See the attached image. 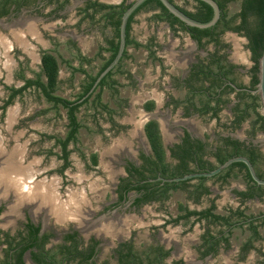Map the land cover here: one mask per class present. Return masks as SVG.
<instances>
[{
    "label": "rangeland",
    "instance_id": "1",
    "mask_svg": "<svg viewBox=\"0 0 264 264\" xmlns=\"http://www.w3.org/2000/svg\"><path fill=\"white\" fill-rule=\"evenodd\" d=\"M174 3L187 10H191L192 3L184 5L182 0H173ZM241 0H235L228 4V16H233L239 12ZM77 17L72 14L61 27L51 23L47 24L51 36L41 44H30L32 51V61L25 65L22 71L18 69H7L0 74V78L11 85H2L0 81V106L6 100L9 91L6 88H20L16 84L17 75L22 73L26 78H33L40 72L39 54L43 49L53 51L59 65V81L55 95L74 101L78 97L80 86L85 80L80 73H73L72 68H82L91 76H94L101 64L102 59L95 58L97 48L103 46L102 37L92 30V32L80 33L71 26H75ZM86 26V25H85ZM86 28H88L86 26ZM132 39L145 45L149 39L154 38L158 44L155 57L160 62L154 61L149 57V52L144 48L126 49V58L122 60L118 71L114 69V74L110 80L116 81L113 87H105L101 92V102L107 109L115 112L112 117L104 112L98 113V108L92 105V99L80 108L77 114L81 128L77 135V142L69 146L70 167L59 174L58 170L62 167L59 160L61 152L55 143V139H63L67 133L66 111L61 107H53L47 103L38 93L27 90L23 95L14 99L4 112L1 119L0 111V146L2 150H19V155L23 161L30 162L35 170L33 183L36 185H54L55 196L62 201H67L72 196L81 197L76 208H95L99 210L101 206H108L115 200L112 194L113 183L116 177L123 175L119 160L124 154L131 155L135 159L136 152L149 153L148 145L142 134V125L151 117L157 118L162 124L165 145L172 143L174 135L173 122L174 115L167 105V98L170 97V78L174 74L179 78L186 71L190 62L196 57L204 58L206 52H214L212 45L197 48L184 33L173 34L165 23H154L151 15L140 12L136 17L131 32ZM223 44L228 45V51L220 50L219 55H226L235 64L241 67L237 79L241 83L248 82L247 70L251 66L249 54L246 49V40L242 36L227 33L220 38ZM76 45L72 46L70 42ZM19 43V41H17ZM21 44V42L19 43ZM237 55V56H236ZM81 57L91 60L92 63H80ZM204 60V59H202ZM117 66V67H118ZM116 70V71H115ZM98 90L95 92L97 93ZM148 102L155 104L154 110L146 112L144 105ZM261 114V108L258 110ZM97 113L99 115H97ZM229 112L222 113V121L227 122ZM111 118V119H110ZM175 118H178L177 116ZM111 120L116 124L112 126ZM254 118L251 116L249 122ZM187 120H181L185 122ZM197 125L200 135L208 137L214 141L218 135H228V132L221 131L211 120L192 118L190 121ZM190 124V123H189ZM249 127L247 124L242 130L234 132L232 137L244 140ZM246 132V133H245ZM52 137L53 139H49ZM255 142L261 146L264 153V133L257 132ZM212 146V145H211ZM95 154L98 158L97 166L90 160L91 155ZM34 163H37L34 165ZM264 172V167L261 169ZM36 179V180H35ZM31 181V182H32ZM229 183L222 185L218 180H208L205 184L210 189V197L216 200L217 213H225L227 208H239L238 201L234 200L233 192L244 188L240 178L230 179ZM15 185H17L15 183ZM32 186V185H31ZM44 186H42L40 191ZM37 188V187H36ZM53 189V191H54ZM38 192V191H36ZM74 193V194H73ZM76 193V194H75ZM168 200L163 203H155L144 206L137 214L139 230L143 235L136 243V250L143 252L147 247L148 241L144 235L151 232V227L155 224L161 228L160 224L166 218L177 217L182 213L184 207L194 209L196 206L189 203L183 189L170 191ZM208 199V197H207ZM9 208L20 210L25 206L17 204L16 199L11 197L6 200ZM208 206V202L203 200L201 207ZM30 208H32L30 206ZM244 208L246 215L257 217L264 213V203L259 200H252L246 203ZM84 210V209H83ZM99 212V211H97ZM113 212L112 214L114 215ZM74 217H82L81 214ZM84 215V214H83ZM109 215V213H108ZM112 217L114 219V216ZM85 216V215H84ZM107 216V215H106ZM122 214H119V218ZM37 219L42 218L46 225L51 223L56 225L54 215L50 213H36ZM99 222L98 220L90 223ZM103 220H100L102 222ZM117 222V219L116 221ZM189 222H180L176 225H168L160 230L161 236L176 245V258L185 261V264H257L261 260V253H264V223H258V233L260 239L253 242L254 250H251L244 261L239 260V250L250 238L251 234L246 226L230 230L228 242L229 249H220L219 254L214 258L208 257L201 260L198 257L199 238L203 234V226L196 224L189 230ZM122 225V224H121ZM212 233L216 234L217 229L213 228ZM172 241V242H171ZM107 255H102V259ZM111 264H116L112 261Z\"/></svg>",
    "mask_w": 264,
    "mask_h": 264
},
{
    "label": "flooded vegetation",
    "instance_id": "2",
    "mask_svg": "<svg viewBox=\"0 0 264 264\" xmlns=\"http://www.w3.org/2000/svg\"><path fill=\"white\" fill-rule=\"evenodd\" d=\"M171 1L177 8L180 7V6L178 7V5H176L173 0ZM182 1L184 5H188L191 2L192 9L187 10L184 7H181V8L187 11H193L194 6H195V2L193 0H182ZM87 2H97L99 4H103L107 6H114V5H120L123 2V0H120V2L117 4H106L99 0H56V1H53V0L52 1L50 0H0V74L5 72L9 68L11 70L15 68V69H18L17 71H22L25 68V65L29 64L30 63L29 61L32 59V55H31L32 51L29 47L30 44H33L31 41L37 44L39 43L41 44L43 41H45V39L48 40L50 38L49 36H51L47 33V31H49V29L47 28L48 22L50 21L51 23H53L55 27L56 25L61 27L63 23H65L66 20L69 19L70 16H72V14H74V16L77 17L76 24L75 26H71L72 28H74L76 31L80 33H85V34H87L88 32H92V30H96V32H98V34L102 37L104 45L99 46L97 48L98 51L96 53L95 58H97L98 60L102 59L104 63V61L108 59V57L110 56V52L102 51L101 53H99V50L100 48H105V49L109 48V46L106 43V40H110L112 38L115 30L113 29L111 23L108 21L107 18L99 21L98 23L96 21L100 19V17H102L103 15L107 13L109 14L110 12L108 10H104L103 12H100L97 15L94 13L93 9H88L86 12H84L83 9L86 7ZM130 3H131V0L126 1V5ZM141 12L150 14L152 22L156 24L163 23V22H158L152 19V17L154 16V14L157 13V11L145 10ZM137 15L134 17L133 19L134 22L131 25V31H130L131 38H132L131 32L133 29V24L136 22ZM90 16H92L93 18H91ZM33 19L35 20L33 21ZM85 25L88 28H86ZM172 32L173 34H176L178 32L184 33L191 41H193L189 37V35L183 31H175V32L172 31ZM227 33H232V32L227 31L224 34H227ZM232 34L238 36V34L236 33H232ZM244 39L246 40V49L248 51L249 59L251 62V66L247 70V75H248L247 83H241L238 81L237 76L238 74H240L241 67L233 63L226 55H225L226 63L228 65H233V68L231 69L227 77L221 78L220 86H218L217 89L215 90L216 94L213 93V91L211 90V85L209 84L210 82L203 81L199 78L200 69L204 68L202 66H205L208 64V61L211 60L210 55L218 49L215 46H212L214 49V52H211V53L206 52V56L204 58L196 57L193 62H190L188 67H186L185 73L184 74L182 73V75L179 78H176L174 74L171 76L170 78L171 80L169 83L171 94H170V97L167 98L166 103L168 107L171 109V113H173L175 117L176 116L178 117V118L174 117V120H173V122L174 121L177 122V125L174 126V135L172 136V140H171L172 143L170 142L168 143V145H165L162 124L157 118L155 119L154 115L153 117L150 118V120H146L142 125V134H143L146 144L148 145L149 153L146 154L144 152L137 151L136 157L137 156L138 157L135 159L131 158L130 157L131 155L123 153L124 157H122L119 160L120 168L123 171V175L119 177L117 176L115 182L112 185L113 186L112 194L114 195L115 200H113V202H111L108 206H101L99 210L95 208H90V207L77 208L79 212L76 211L74 214L76 216H78L77 214H81L82 217L71 216L68 218H64L60 216L59 212H57L58 215H55V218H53L56 221V225H52L51 223L45 225L42 222V218L37 219L36 215L34 217V215L32 214V210H35L36 208H34L33 203H31V206L33 209L30 208L29 206V207H24L20 210H17L16 214L12 218V223H6L4 217L5 215H7L8 212L12 211V208L10 209L8 207L9 202H6V200H9L11 197H13L12 194H16L15 192H18V191L16 190L15 192L2 193V194H9V195H7L6 198L4 197L0 199V264H6V262H8L9 264H15L14 261H15V256H16L15 254L16 249L12 248L9 250V247L10 246L15 247L14 245L16 243H21L23 242L24 239H28V236L30 235V230L28 228L29 225H31L33 228H38V231L36 233L37 243H41L44 239H47V242L45 243V246H44V252H47V251L54 252V253L59 252L60 247L65 246V245L66 246L70 245V242L68 241L66 242V238L69 236H73L75 241L79 244L78 249L80 250H88L90 248L92 249L93 257L91 258L90 262H93L95 264H111L112 261L118 264L121 258L123 259L124 256H128V255L129 256L133 255L134 258H132L131 260L132 262H134V264H138V263L150 264V261H152L153 264H174L176 262L180 264H185V261L181 259L179 260L176 258V255H175L176 245H174V242L171 241L172 243L170 244V242L166 240L163 236H161L162 234L159 233L160 230H162V228L164 229L168 225H176V224H179L180 222H189L188 223L189 230L191 229L193 225H196V224H201L203 226L204 232L200 236L199 245L197 246L198 257L201 260L206 259L208 257L214 258L215 256H217V254H219L220 249H223V250L229 249L230 248L229 242H228L227 247L225 246V244H220L217 247L216 252L203 257L202 253L205 251V247H202V244H203L202 236L206 233V231L210 230L211 234L215 235L212 233L214 231L212 229L215 228L217 229L216 238H221L223 235H225V232H229L228 231L229 229L224 228L223 226H220V224H216V225L210 224L209 225L208 220L204 218H200V216L198 215H189V214L191 212L201 214L202 212H205L208 209H210L211 206L213 205L214 209L211 210V214L213 215L225 216V215H228L230 210H232V212H236L237 210L238 211L242 210L244 214L246 215L244 208L241 209L240 207H243L246 203L252 200H259V199L257 197H253L251 199L241 200L240 197L236 195L242 192L246 193L247 187H248L242 175L243 173H240L238 170L236 169L232 170L231 176L228 178L225 185L229 183L228 181L230 179L233 180L235 178H240V180L244 184L243 189L241 190L236 189L232 191L234 200L238 201L239 203V208L238 207L235 209L227 208L225 213H217L216 212L217 206L215 204L216 200L214 199L212 200L211 198H209L211 195L210 189L205 184V182L208 180H218V179L213 178V177L206 178L207 180L204 181L203 186L208 189L209 194L201 196L200 199L197 201L195 200L194 195L192 194L194 191L193 188L184 190L186 198L190 199L189 203L193 204L196 207L194 209L189 208L188 206L184 207L182 209V213L179 214L177 217L166 218L162 222V225L160 224L161 228H159V226L156 224L152 226L150 230L151 232H147L144 234L146 236V240L148 241V244L143 252L142 251L139 252L136 250V243L141 237H143V235L140 233V230H139L141 225L139 224V222H137L139 220L136 217L137 216L136 213L141 211L144 206L155 204V203H163V202L151 201L149 203H145V204L142 203L138 205L136 204V200L141 198L142 196L141 194H137L134 191L125 193L126 194L125 197L122 200H120L119 195H118L119 194L118 187L120 185L121 180L127 178L128 176L127 168L128 167L134 166L136 168H140L143 165V162L140 159L141 154L145 156L152 155L151 147L149 145V142L144 132L145 125L150 121H155L157 123L158 131L161 137V143L167 153V157H168L167 159L173 165L176 164V161L170 158L168 150L173 149L176 145H182L183 139L185 138L186 135H188V139L193 144L195 141H199L202 144H211L212 152H215L217 148L219 147L218 142H217L219 138H230L233 141L235 140L240 143H244L245 146L257 147L260 150L261 154L263 155V165L259 164L258 166H260L261 169H262V166L264 167L263 150L261 149V146L255 142L257 133L254 136L251 135V122H249V120L251 119V116L254 118L253 113H251L252 111H249V115H250L249 119L241 123V125L238 128H233L234 126L232 125L236 117L239 116V114L237 115L236 113H234L235 112L234 109L235 108L240 109L241 107L244 106L245 103L251 104L252 96H258L257 94L254 93L257 86L255 88H251V81L253 78V74L251 70L254 66V63L252 62V59H251V52L247 48L248 40L246 38ZM17 41H19V43L21 42V44H19ZM70 43L72 44L73 47L76 48V45L72 41ZM147 43H151L152 51L157 50L158 44L156 43L154 38L149 39ZM193 43L196 45L197 48H201L200 50H203V48L200 47L197 42L193 41ZM227 49H228V45H227V48L224 50H226L227 52L228 51ZM44 53H50L51 55H53V51L49 49L41 50L39 54L40 72H41V57ZM220 56L221 55L217 54V57L215 59L220 58ZM40 72L38 74H40ZM22 73L18 74L16 78V84L19 85L20 87L24 86L28 80H36L37 74L33 78H26L25 76H23ZM0 81L2 85H6V86L11 85V84H8L2 78H0ZM41 81L42 83H45L46 79L42 77ZM209 89L210 91H208ZM209 92H212V93L209 94ZM245 96L248 97V99L245 98L247 101L243 99ZM208 100H210L209 105H208L209 107L206 108V104ZM206 110H210V111H206ZM225 111L229 112L227 122L222 121V113ZM112 116L113 114H111V117ZM192 118H196L199 120L207 118V120H211L212 122H214L221 131L228 132V135H224V136L218 135L217 138L212 142L209 140L208 137L204 138L203 136L200 135L198 126L193 125L190 122ZM181 120H187V121L181 122ZM245 124H247L249 129L247 130V133L245 132L246 136L244 140H240L237 137L236 138L232 137V134L234 132L242 130ZM260 133H263V132H260ZM70 145H74V144L71 143L69 144V146ZM69 146L67 148L68 150H69ZM58 148L61 152V149L59 146ZM0 150L5 154H10V152H12V150L11 151L2 150L1 146H0ZM207 150L208 151L210 150L209 147L207 148ZM69 157H70V154H69ZM69 157L67 160L68 167L64 170H67L70 167ZM208 160L217 165L213 157H208ZM60 161L62 162V165H61L62 167L64 163L62 160ZM97 163H98V159H97ZM29 164L30 162L26 163V161H23V166H30ZM218 166L220 165H217V167ZM1 168H2V165H0V169ZM260 168L258 167V170ZM261 169H260V172H263L261 171ZM60 170H58V172L59 174L62 175L64 170L61 173H60ZM38 171H39L38 169L34 170L35 173H37ZM201 172H206V171H200L196 173H201ZM196 173H192V174H196ZM163 179L165 180L166 178H161L160 176H158L156 179L148 180V182L152 183V182L159 180L161 181L160 186H162L164 183H173V182H163L162 181ZM170 179H173V178H170ZM191 180L192 181L190 182V186L197 187L201 184L198 180H193V179ZM219 181L222 185H224L220 179ZM80 198L81 197H79V199ZM58 199H59L58 201L64 203V201H62L59 198V196H58ZM203 200H206L208 202V206L201 207V205L203 204ZM259 201L263 202L262 200H259ZM78 204L81 205L80 203H77V205ZM43 210L44 209H41V208L36 209V213H39V212L42 213ZM113 212H116V213H114L113 215L112 214ZM48 214H49V211H48ZM119 214H122L120 218H119ZM112 215L114 216V219H112V217H108ZM181 216L183 217L187 216V217L182 220H179L178 223H175V220ZM246 216H248L249 220L251 218L263 219L264 213H262L261 215L257 217H254V216L251 217V215L250 216L246 215ZM98 219H99V222L97 221L96 223H90L91 221H95ZM116 219H117V222H115ZM100 220H103V221L100 222ZM243 226H246L248 229V225L246 223H244ZM234 228H238V225L230 228V230ZM241 248L239 250V260L242 262L246 259L250 251L246 254H243L241 252ZM158 249H161L162 253L167 252V255L164 256L162 254V256H160L158 254ZM33 254L35 255L40 254V250H38L36 245H34V247L30 249H27L23 253L22 255L23 264H36ZM103 254L107 255L106 257H104V259H102ZM57 257L58 259H61L60 255H58Z\"/></svg>",
    "mask_w": 264,
    "mask_h": 264
},
{
    "label": "trees",
    "instance_id": "3",
    "mask_svg": "<svg viewBox=\"0 0 264 264\" xmlns=\"http://www.w3.org/2000/svg\"><path fill=\"white\" fill-rule=\"evenodd\" d=\"M52 1V0H50ZM56 1V0H53ZM127 0H123L120 5L107 6L99 4L97 2H87L86 7L83 9L86 12L88 9H93L94 13L97 15L104 10H108L110 13L103 15L96 22L98 23L101 20L108 19L111 23L113 29L115 30L112 38L106 40L108 49L100 48L99 53L102 51H109L110 56L104 61L100 66L98 72L91 76L82 68H72V72L80 73L84 76L85 80L80 86V93L76 100L71 101L63 97L55 95V91L58 87L59 81V65L55 56L50 53H44L41 57V72L36 75V80H28L26 84L20 88H6L9 91V94L3 104L0 106L1 119L4 117L5 109L11 105L14 99L18 96L23 95L27 90H33L35 93H38L47 103L51 104L53 107H61L66 111L67 119V133L63 139H55V143L61 149V155L58 157L63 161V166L60 170V173L68 167V157L70 151L67 149L69 144H75L77 142V135L82 127L78 121L77 114L80 112V108L92 99V105L94 108H98V113L104 112L105 114L111 117V114L115 112L107 109L106 105H103L101 102V92L108 86L113 87L116 85V81L110 80L114 74V70L110 71L98 84V86L93 90L92 87L100 75V73L113 61L115 58L118 47H119V26L121 22L122 14L128 9L130 4L126 5ZM171 3L172 1L169 0ZM195 6L193 11H187L181 7L179 9L185 13L190 18L199 21L207 22L212 17V9L207 4L193 0ZM220 10L221 16L217 24L209 29L200 30L197 28L187 27L174 16H172L158 0H147L145 1L133 14L129 17L126 25V49L128 47H133L135 49L144 48L149 52V57L154 61L160 62V60L155 57V51L151 50V43L142 45L136 42L130 36L131 25L134 22V17L141 11H157L152 19L166 23L172 31H183L189 35V37L198 43L200 47H206L207 45H212L218 49L212 53L211 60L208 61V64L202 66L204 68L200 69L199 78L203 81L210 82L211 90L216 94L215 90L220 86L221 78L227 77L229 72L233 68V65H228L224 55H221L220 58H217V54L220 50L227 48L226 44H223L220 40L221 36L229 31L236 33L239 36H242L248 40L247 48L251 52V59L254 63V66L251 70L253 78L251 81V88H255L258 85V75H259V59L264 50V0H241L239 12L233 16H228L227 6L229 3L235 0H214ZM93 18L92 16H90ZM152 41V40H151ZM127 51L125 50L120 63L124 58H126ZM223 61H222V60ZM81 64H89L92 61L86 60L84 57H81ZM222 61V62H221ZM120 66V64H119ZM119 66L116 67L118 71ZM115 70V71H116ZM44 77L46 79L45 83H42L41 79ZM98 90L97 93H95ZM210 91V89L208 90ZM212 92H209V94ZM247 95V94H246ZM248 97H244L245 99ZM251 99V98H250ZM246 100V99H245ZM247 101V100H246ZM210 100L207 101L206 108L209 106ZM154 108L153 102H148L144 105V109L147 112H151ZM261 108V102L259 96H252L251 104L245 103L240 109L235 108L234 113L236 117L233 122V128H238L241 123L249 119V111H252L254 115V120L251 122V135H255L257 132L264 133V116L259 113ZM211 110V109H210ZM206 110V111H210ZM97 113V115H99ZM111 119V118H110ZM112 121V120H111ZM112 126L116 124L112 121ZM145 136L151 147V156L140 155V159L143 162V165L140 168L134 166L127 168V178L121 180L118 187L119 199L122 200L125 197V193L134 191L137 194H141V198L136 200V204L149 203L151 201L156 202H165L168 200V193L173 190L183 189H194L193 195L195 200H199L201 196L208 195V189L203 186L206 178H197L193 180H198L201 184L197 187L190 186L192 180L183 181L180 183H164L160 186L161 181L157 180L155 182H148L150 179H156L158 176L161 178H176L182 177L187 174H192L200 171H212L217 165H221L227 160L234 158L236 156H245L249 159L253 165L257 176L260 179L264 178V172H260V165H263V155L257 147L245 146L244 143L238 141H233L230 138H219L218 148L215 152H212L211 144H202L199 141H195L194 144L188 139V135L183 139L182 145H176L173 149H169V155L172 160L176 161V164H172L168 161L167 153L161 143V137L158 131V126L155 121L148 122L144 127ZM49 139H53L49 137ZM209 147V151L207 148ZM208 151V152H207ZM208 157H213L215 163H212L208 160ZM207 158V159H206ZM91 160L94 166L97 165V156L95 154L91 155ZM258 167L260 168L258 170ZM238 170L240 173H243L244 180L246 181L248 187L246 193H238L237 196L241 200L251 199L257 197L259 200L264 202V187L258 186L251 179L246 166L243 163H233L221 174L213 177L220 179L221 182L225 185L228 178L231 176L232 170ZM262 171V170H261ZM261 173V174H260ZM214 209L212 205L210 209L201 214L191 212L189 215H198L200 218L208 220V224H220L224 228L229 229V232H225L221 238H216V235H212L210 230H207L206 233L202 236L203 244L202 247H205V251L202 253V256L205 257L211 253L216 252L217 247L220 244H225L228 246V236L230 233V228L238 225L242 227L244 223L248 225V229L251 232V238L243 245L241 252L243 254L248 253L251 250H254L253 242L260 239L258 233V223L263 224L264 218H251L248 219V216L244 212L229 211L228 215L219 216L211 214V210ZM187 216H181L175 220V223H178L179 220L186 218ZM249 221H248V220ZM30 230V235L28 239H24L21 243H16L15 247H9V250L12 248L16 249L15 264H23L22 255L23 253L36 245L40 254L33 257L36 261V264H95L90 262L93 257L92 249L80 250L78 249V243L75 241L73 236L66 238V242H70L69 246H62L59 248V252H44V246L47 242V239H44L41 243L36 241V233L38 228H33L31 225L28 226ZM158 254L162 256L167 255V252L162 253L161 249H158ZM60 255L61 259H58ZM261 260L258 264H264V253L260 254ZM125 258V259H124ZM124 258L119 261L118 264H134L132 262V256H124ZM242 260V259H241ZM6 264H9L6 262ZM140 264V263H138ZM150 264H153L150 261ZM174 264H180L178 262Z\"/></svg>",
    "mask_w": 264,
    "mask_h": 264
},
{
    "label": "water",
    "instance_id": "4",
    "mask_svg": "<svg viewBox=\"0 0 264 264\" xmlns=\"http://www.w3.org/2000/svg\"><path fill=\"white\" fill-rule=\"evenodd\" d=\"M145 1L147 0H131L130 6L128 9L122 14L121 16V22L119 26V47L117 54L113 61L100 73L98 78L96 79L92 90L93 91L100 81L110 72L113 71L120 63L121 58L126 50V25L128 22L129 17L135 12ZM163 7L176 19H178L180 22H182L185 26L187 27H192V28H197L200 30H205L214 27L217 22L220 19L221 16V10L218 6V4L214 0H197L200 2H203L207 4L209 7L212 9V17L209 21L207 22H199L196 21L189 16H187L185 13H183L179 8H177L173 3H171L169 0H158ZM257 94L260 98L261 102V112L262 115L264 116V50L262 52V55L259 59V75H258V85L257 88L254 92ZM233 163H243L247 171L253 180L258 186H264V180L260 179L256 173L255 170L251 164V162L243 156H237L234 158H231L215 168L212 171L209 172H201V173H196V174H187L182 177H177L173 179H163V182H173V183H178V182H183V181H188L191 179H196V178H212L217 175H219L221 172L226 170L231 164Z\"/></svg>",
    "mask_w": 264,
    "mask_h": 264
},
{
    "label": "crops",
    "instance_id": "5",
    "mask_svg": "<svg viewBox=\"0 0 264 264\" xmlns=\"http://www.w3.org/2000/svg\"><path fill=\"white\" fill-rule=\"evenodd\" d=\"M99 1L104 2L106 4H117V3L120 2V0H99ZM34 20L35 19H33V21ZM31 38H32V36H31ZM18 151L19 150H15V151L10 152V154H5V153H3L0 150V163H1L0 165H2L3 167L5 166L4 170H2L3 167H2V169H0V174H1L2 171H4V173H5V176H3V178H0V188H1V190H2V188L4 189L0 193V199H2L4 197L6 198L7 195H9V194H2V193L15 192V189L18 188L17 187L18 185H23L26 188H30V190L32 192H34L35 194H25V193L15 192L16 194H12V195L16 199V203L17 204H23L25 206H31V203H29V202L33 201V203H35V207H36V202L39 199L40 200H42V199L45 200L46 199V201L48 200L47 194H38L40 192L39 188H41L42 186L45 187V185H43L41 183H38V184L35 185L33 183L32 180L34 179V174H35L34 166L31 165V164H29L30 166H23V159H21V156L19 155ZM4 159L6 160V162H5ZM7 159H9V160H7ZM36 164L37 163H34V165H36ZM6 166H8V167H6ZM15 183H17V185H15ZM44 187L42 188L41 191L45 192V191L48 190L49 192H51V200L54 201L55 205L59 204L60 201H57L56 196H55L54 185L53 184H52V186L51 185H46L45 189H44ZM53 189H54V191H53ZM36 191H38V192H36ZM52 196L54 197V199H53ZM74 199H77V201H78L77 203H79L81 201L78 196H75ZM67 201H65L64 203H66ZM13 207H12V211L9 210L10 212H8L7 215H5V217H4L6 223H12V218L17 212L16 207L15 208H13ZM41 209H44L43 212L48 214V212L46 211V207H41ZM32 214L35 217L36 211L32 210ZM51 215H54V214L52 213Z\"/></svg>",
    "mask_w": 264,
    "mask_h": 264
},
{
    "label": "bare ground",
    "instance_id": "6",
    "mask_svg": "<svg viewBox=\"0 0 264 264\" xmlns=\"http://www.w3.org/2000/svg\"><path fill=\"white\" fill-rule=\"evenodd\" d=\"M16 154V153H15ZM5 160V159H4ZM7 160H9V159H7ZM4 162V161H3ZM5 162H6V160H5ZM1 164V163H0ZM7 165V164H6ZM9 166V165H8ZM8 166H6V167H8ZM3 167V166H2ZM5 167V166H4ZM4 167H3V169L2 170H4ZM11 168V167H10ZM17 169V168H16ZM12 170V169H11ZM3 176H5V173H4V171H2L1 172V174H0V178H3ZM7 176V175H6ZM21 176V175H20ZM10 177V176H9ZM18 182V181H17ZM23 182V181H22ZM17 184V183H16ZM52 186V185H51ZM10 187V186H9ZM18 188L17 189H15V191L17 190L19 193H25V194H35L34 192H32L31 190H30V188H26V187H24L23 185H18L17 186ZM45 187H46V185H45ZM45 187H44V189H45ZM23 191V192H21V191ZM50 190V189H49ZM1 191H3V188H2V190H1V188H0V192ZM38 194H47V196H48V200L46 201V199L44 200V199H42V200H38L37 202H36V207H35V203H33V201H30L29 203H33V207L34 208H36V209H39V208H41V207H46V211L48 212L49 211V213L50 214H54V215H58L57 214V212H59V214H60V216L61 217H64V218H68V217H71V216H74L75 214V212L77 211V212H79L78 210H77V208H76V206H77V199H74V197L76 196H72L70 199H68V201L66 202V203H63V202H59V204H56L55 205V203H54V201H52L51 200V192H49L48 190L47 191H45V192H42V191H40ZM45 196V195H44ZM53 197V196H52ZM33 198V197H32ZM53 199H54V197H53ZM57 199V198H56ZM58 201V200H57ZM80 201V200H79ZM36 209H35V211H36ZM81 211V210H80Z\"/></svg>",
    "mask_w": 264,
    "mask_h": 264
}]
</instances>
